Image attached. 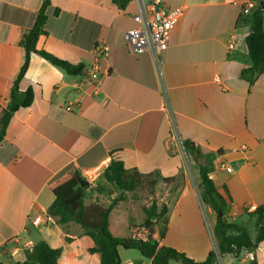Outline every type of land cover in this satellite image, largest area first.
<instances>
[{
	"label": "crops",
	"instance_id": "1",
	"mask_svg": "<svg viewBox=\"0 0 264 264\" xmlns=\"http://www.w3.org/2000/svg\"><path fill=\"white\" fill-rule=\"evenodd\" d=\"M247 1L257 7L264 0H162L182 14L157 71L148 53L132 54L125 44L126 31L135 27V0L124 7L112 0H50L36 49L83 69L71 76L37 54L30 56L19 90L31 88L33 102L15 112L0 142V264L8 254L23 261V246L38 240L62 250L57 264H99L79 225L59 226L47 215L54 200L51 185L75 169L95 186L112 157L127 169L176 179L181 169L176 145L185 140L203 158L215 155L209 178L223 202V220L252 225L248 213L264 205V73L252 85L241 78L250 65ZM41 4L0 0V114L23 63L19 42ZM98 41L108 48L101 60L107 75L95 91L84 70ZM192 192L185 182L174 198L154 194L151 200L168 209L164 237L147 232L158 246L202 263L210 252L217 254L215 216L207 206L210 219L203 214ZM98 195L89 190L86 197ZM122 206L116 212L129 223ZM35 218L39 222L32 224ZM249 234L254 239V230ZM118 254L121 264H152L136 250L119 248ZM235 262L264 264V241L249 258L218 255L215 264Z\"/></svg>",
	"mask_w": 264,
	"mask_h": 264
},
{
	"label": "trees",
	"instance_id": "2",
	"mask_svg": "<svg viewBox=\"0 0 264 264\" xmlns=\"http://www.w3.org/2000/svg\"><path fill=\"white\" fill-rule=\"evenodd\" d=\"M112 1L119 7H124L129 0ZM262 3L264 1L251 11L250 32L245 38L250 65L241 72V78L249 85H252L264 73V13L259 12ZM49 6L50 0H42L32 28L23 35L19 42L24 51V58L12 84L8 103L1 110L0 142L4 139L7 125L15 112L21 108L30 107L33 102L34 94L31 88H27L25 91L19 90V84L25 76L31 54L39 55L68 75L77 76L82 72L83 67L81 65L73 66L43 50L36 49L38 38L45 35L46 10ZM182 147L193 158H198V156L203 158L193 143L187 140L182 141ZM214 158L215 155H208L204 158L205 163L199 166L198 187L202 190V202L215 215L212 234L217 254L231 255L237 258L244 250L251 249L254 251L258 244L264 241V205L248 213L249 218L254 223V239H251L245 226L227 223L222 217L217 218L218 212L222 210L223 202L217 194L213 181L209 178L215 167ZM151 177L154 178L151 179ZM173 181L175 178H162L157 171L144 174L135 168L127 169L120 159L112 157L102 172L100 181L95 186H91L75 169L51 185L50 191L54 200L47 210V215L54 218L59 226H64L69 222L79 225L85 235L93 242V247L89 248L88 252L99 255V264H121L118 254L119 248L136 250L144 258L151 260L152 264H169L170 262L215 264V252H210L204 262L196 263L175 249L158 246V242L150 234L141 240L132 238L131 225L116 212V208L125 201L126 193L136 191L145 184L148 194L153 196L157 182L169 185ZM104 184H108L112 190L107 189ZM89 190L109 198L107 204L103 199L99 203L96 201L85 203ZM113 192L115 196L111 197ZM167 211L166 205L159 206L156 200L152 199L149 207L143 208L145 219L140 228L145 231L152 229L161 240L164 237ZM61 251L60 248H51L44 241L38 240L30 248L23 251V261H17L15 264H57Z\"/></svg>",
	"mask_w": 264,
	"mask_h": 264
},
{
	"label": "built area",
	"instance_id": "3",
	"mask_svg": "<svg viewBox=\"0 0 264 264\" xmlns=\"http://www.w3.org/2000/svg\"><path fill=\"white\" fill-rule=\"evenodd\" d=\"M137 12L132 16L135 27L126 31L125 44L132 54L148 53L151 56L153 65L157 71L161 68V53L166 50L171 42L174 28L182 12L180 9L170 11L165 7L162 0H135ZM255 8L252 1L243 4L244 14H249ZM231 48L232 46L229 45ZM94 60L84 70L89 83L95 91L107 70L103 67L101 60L105 59L108 48L102 41L95 43L93 47ZM223 168V165L221 164ZM39 218H35L32 224H37ZM148 232L140 229L132 232V238L141 240L146 238ZM244 253V252H243ZM245 254L249 258V254ZM218 254H216V259Z\"/></svg>",
	"mask_w": 264,
	"mask_h": 264
},
{
	"label": "rangeland",
	"instance_id": "4",
	"mask_svg": "<svg viewBox=\"0 0 264 264\" xmlns=\"http://www.w3.org/2000/svg\"><path fill=\"white\" fill-rule=\"evenodd\" d=\"M176 146V154L181 159V169L178 175L176 176L175 183L173 185L168 186L167 184H163L162 182H157L155 195H157V199L166 200L174 198L175 196H177L179 190L181 189V187H183L184 183L186 182L194 189L196 194L192 192L193 196L199 201V207L203 210V214L208 216V219H210L209 215H207L206 206L201 200L202 190L198 187V168L200 165H203L205 159L199 156L198 158H193L192 156H190L187 152H185L184 148L182 147V143L180 142ZM153 178L154 177H151V179ZM104 186H106V188L109 190L111 189L108 184H104ZM189 195V192H187L184 197H188ZM114 196L115 193L113 192L111 197ZM151 197L152 196L148 194V189L146 188L145 184L142 186V188L125 194V202H123L121 211H125V213L127 214L129 224H132L131 228L133 231L141 229V224L142 222H144L143 208L149 207L151 203ZM98 199H100V195H98L95 200L93 197H88L86 198L85 203H93L95 201L99 203L100 201H98ZM102 199L104 200L105 204H107L109 198L102 196ZM162 204L163 202H161L160 200L159 206H161ZM212 215L215 216L213 213ZM248 229L251 234H253L254 223H252V225H250ZM23 248L24 249L22 250V254L25 250V246H23ZM7 256L8 257L5 259L4 264H15V260L19 259L17 258V256L14 259H12L9 254ZM234 264L238 263L235 262Z\"/></svg>",
	"mask_w": 264,
	"mask_h": 264
},
{
	"label": "water",
	"instance_id": "5",
	"mask_svg": "<svg viewBox=\"0 0 264 264\" xmlns=\"http://www.w3.org/2000/svg\"><path fill=\"white\" fill-rule=\"evenodd\" d=\"M259 12L264 13V3H262V4L260 5ZM221 217H222V213H221V211H219V212H218V215H217V218H221ZM148 231H149V233H153V230H152V229H149ZM149 233H148V234H149ZM147 236H148V235H147ZM243 252L246 253V254H249V253L252 252V250H251V249H249V250H244Z\"/></svg>",
	"mask_w": 264,
	"mask_h": 264
}]
</instances>
